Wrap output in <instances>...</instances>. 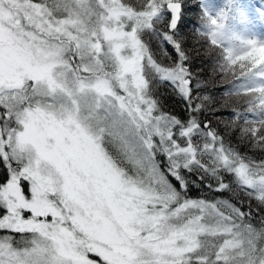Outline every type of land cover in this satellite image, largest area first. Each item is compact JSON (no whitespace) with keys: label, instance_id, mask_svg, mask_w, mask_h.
<instances>
[{"label":"snow or ice","instance_id":"snow-or-ice-1","mask_svg":"<svg viewBox=\"0 0 264 264\" xmlns=\"http://www.w3.org/2000/svg\"><path fill=\"white\" fill-rule=\"evenodd\" d=\"M182 10V0H0V230L20 234L0 236V264H264V217L252 223L264 158L199 119L210 97L193 96ZM146 36L175 61L159 63ZM225 61L222 95L250 99L209 115L264 153V84L230 90L264 81V44ZM166 84L186 120L161 109L154 92ZM197 182L237 203L189 197Z\"/></svg>","mask_w":264,"mask_h":264},{"label":"trees","instance_id":"trees-1","mask_svg":"<svg viewBox=\"0 0 264 264\" xmlns=\"http://www.w3.org/2000/svg\"><path fill=\"white\" fill-rule=\"evenodd\" d=\"M38 1V0H37ZM183 10L178 24L176 36L184 41V46L190 56L188 62L189 69L193 74V85L198 81L201 85L199 89H193V96L199 93L201 96L207 95L210 99L203 101L205 111L199 114L201 122L205 119L211 120V124L216 128L226 141H230L241 153H246L249 157L257 160L264 158V153L252 149L247 142H241L238 134L231 128L230 119H216L209 112L214 110L215 117L230 116L233 110L243 111L247 106L249 97L240 95L223 96L222 92L230 86L231 77L226 78L220 69L225 65V55L227 51L239 54L247 49L249 42L264 44V0H182ZM170 19V13L164 14V20ZM217 20V25H212L211 21ZM260 20V22H259ZM257 23V25H254ZM255 26L257 38H252L253 27ZM163 27V25H161ZM254 28V29H255ZM166 30V29H165ZM216 33L215 39L220 45L213 46L210 40ZM155 59L162 65H171L176 59V53L171 46L159 44L157 40L146 36ZM166 51L167 55L164 54ZM264 84V81L245 80L238 81L230 90H239L244 87H252ZM154 95L160 102V107L165 113L177 116L182 120L188 118V113L184 101L177 97L171 90L170 85L159 87ZM163 169L164 157H159ZM187 175V174H186ZM189 180H196V175H187ZM6 169L0 162V184L6 182ZM173 184L176 181L171 177ZM230 180V177H226ZM25 190L28 191L27 183ZM191 198H205L209 201L217 197H223L236 204L237 200L231 193L213 192L209 193L199 182L196 186H191L188 192ZM241 198H243L241 196ZM252 208H257L256 202L251 201ZM239 206V205H237ZM5 213L0 209V216ZM261 217H264V210L254 211L252 223L259 226ZM11 235L19 240L20 234L10 233L7 230H0V236Z\"/></svg>","mask_w":264,"mask_h":264},{"label":"rangeland","instance_id":"rangeland-1","mask_svg":"<svg viewBox=\"0 0 264 264\" xmlns=\"http://www.w3.org/2000/svg\"><path fill=\"white\" fill-rule=\"evenodd\" d=\"M37 2H38V1H37ZM259 22H260V20H259ZM254 25H257V23H255ZM254 28H255V26L252 28V29H253V31H252V35H253V37H252V38L255 39V38H257V32H256V28H255V29H254ZM23 187H24L25 195L30 197V192L25 190V184H24V183H23ZM27 188H28V185H27ZM4 214H5V213H4ZM4 214H3V215H4ZM3 215H1L0 217H2ZM24 215H25V217H28V216H30L31 214L25 212ZM49 219H51V218H49ZM90 258L98 259V258H95V257H90Z\"/></svg>","mask_w":264,"mask_h":264}]
</instances>
